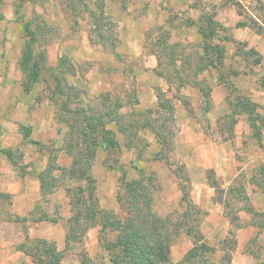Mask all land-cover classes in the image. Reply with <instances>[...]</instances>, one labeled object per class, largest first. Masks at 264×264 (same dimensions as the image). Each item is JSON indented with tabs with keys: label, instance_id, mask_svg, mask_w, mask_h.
Instances as JSON below:
<instances>
[{
	"label": "rangeland",
	"instance_id": "374dc122",
	"mask_svg": "<svg viewBox=\"0 0 264 264\" xmlns=\"http://www.w3.org/2000/svg\"><path fill=\"white\" fill-rule=\"evenodd\" d=\"M249 16L264 26V0H0V191L8 194L0 200V264H30L18 246L32 239L54 240L64 248L74 209L69 195L78 196L77 188L85 195L89 190L80 162L87 141L68 136L67 130L70 125L86 131L85 120L101 128L98 140L87 143H95V153L85 173L92 178L101 210L125 216L116 199L122 173L127 179L154 173L152 208L157 214L171 212L180 219L179 213L191 212L190 221L197 224L194 234L205 243L220 247L226 235L235 237L224 246L231 264L264 262V230L249 224L234 227L251 217L237 211L245 204L227 192L241 184L252 207L264 208L262 190L255 184L264 182V133L256 139L244 115L238 116L230 138L218 127L230 89L258 102L264 116V32L244 25ZM200 28L214 34L204 37ZM226 35L231 38L223 39ZM204 40L225 48L223 64L198 75L211 86L209 108L198 87L177 86L173 70L180 65L177 54L201 53ZM251 47L262 55L257 64L255 55L240 53ZM105 94L109 102L117 96L124 104L117 123L104 114ZM159 100L168 111L145 112L158 108ZM104 130L118 146L101 144ZM155 131L165 135V143L158 142ZM75 153L80 161L72 177L67 168ZM55 163L66 169L53 170ZM39 176L52 183L47 193ZM208 178L216 180L222 198L229 201L233 220L213 201ZM201 183L205 189L199 190ZM193 190L205 194L202 202L194 201ZM183 194L201 211L182 202ZM43 212L58 221H36ZM103 237L111 241L115 231L102 230L100 222L81 236L90 257L110 264ZM192 238L183 232L174 237L173 262L183 259ZM81 247L74 242L67 248L62 264H80Z\"/></svg>",
	"mask_w": 264,
	"mask_h": 264
},
{
	"label": "trees",
	"instance_id": "16d2710c",
	"mask_svg": "<svg viewBox=\"0 0 264 264\" xmlns=\"http://www.w3.org/2000/svg\"><path fill=\"white\" fill-rule=\"evenodd\" d=\"M91 15L93 16V13ZM250 19L251 20L249 23L244 24L245 26H248L253 30H257L260 33L264 32L263 24H259L257 20H254L252 17H250ZM207 21L211 24L217 23L214 20ZM201 33L204 37H209L214 34L213 30L202 29ZM230 38L231 37L227 35L223 37V39ZM201 48V53L196 51L190 54L185 52L177 54V59L179 60L180 65H176L173 70L176 76L177 86L182 87L186 84H191L198 87L203 92L206 108H209V93L211 91V86L209 84H204V78H198V75L208 67L218 69L219 65L223 64L225 48L218 42L210 43L207 40H204ZM240 53L247 57L250 55H255L253 62L256 64L259 63L260 59L262 58V55L258 54V52H256V50L252 47L248 49H241ZM32 66H35V64ZM186 68L188 69L187 72H185ZM243 73H247V71H244ZM218 76L220 80L224 81L221 73H218ZM260 85L261 89L264 91V76H262L260 79ZM232 93L233 92L230 89L226 95L228 109L219 119L220 121L218 122V127L220 133L226 134L225 136L228 138L232 137V131L234 125L238 121V116L244 115L251 129L252 135L256 139L261 140L264 133V116L259 112V108H261L260 104L246 94L240 92L236 94ZM159 94L160 93L157 91L158 98L161 99ZM104 97V100H106L105 102H107L109 99L108 95L105 94ZM101 99H103V97ZM123 105L124 104H122V101H120L117 96L111 98V102L108 101V103H105V116H107V118H109L111 121L117 123L119 117H122V114L117 111L119 108L123 107ZM167 106L168 105L164 103L163 100H159L158 108H155L156 110L148 108L145 109V112H166L168 111L166 110ZM169 113L171 114V111H169ZM95 119H97V117ZM223 120H225L226 124L222 123ZM144 123L147 126L151 125V123L147 120H145ZM84 124L85 130L87 132L91 131L92 133L96 134L88 136L86 131L83 130V127L71 128L70 125H68V136L70 135L71 137L73 134L74 136H81L85 141H87L88 144H90L92 141H97V130L101 129L98 127L99 123L97 125L95 123L90 124L89 120H85ZM131 124H133V121ZM127 127L128 126H125L124 129H127ZM164 127L167 128V125H164ZM106 132L107 131L104 130L99 138L101 140V144L105 147H111L110 144L118 146V141L113 137L110 138L106 136ZM154 134L158 142L165 143V135L162 136L159 133L157 134L156 131ZM87 143H85L84 150L81 153L83 156L81 161L79 160L77 153H75L73 154L72 159L73 164L67 168L73 177L74 167L76 164H79L80 161L81 167L83 165L85 166V168H82L81 171L85 175L89 190L87 195H85L81 188H77V191H80V194H77L78 196L69 195L70 203L74 209L72 215L69 216L67 221V230L64 237V248H58L54 240L46 238L32 239L26 244L21 243L18 246V249L29 256L30 264H62L63 259L65 258V250L72 246L74 242H80L82 246L79 256L80 264H105L100 259L95 261L87 254L86 250H84V243L81 238V236H84L86 231L94 226L97 222H100L102 230L108 228L109 230L115 231V238L111 241H107L104 237L101 240V246L106 251L110 264H231V254L230 252H227L226 249H224V246L225 243H234L235 237L232 239L228 238V235H226L222 241V245L220 247H214L205 243L194 234V226L197 224L191 223L189 216L191 212L189 214L184 213V215L183 212L179 213L180 219H177L176 217L173 218L171 212L161 216L157 214L155 210H153L152 192L156 190V184H153L154 180L152 179V177H155L154 173L134 179H127L126 175L122 173L120 177L122 189L116 193V199L125 210V216L119 217L111 210H101L98 207L96 197L93 196L92 191L94 186L91 183L92 178L85 174L87 171L86 166H89L92 155L95 153V143L91 146H87ZM168 144H171V141ZM156 156L163 157L159 152H156ZM263 166L264 165H262V167ZM54 169L64 170L66 168H62L55 163L53 165V170ZM45 177L40 179L39 176L40 186L43 193H47L52 185V183L48 185V183L45 182ZM50 178L54 179V177ZM208 184L209 186L213 187L215 192V194L212 196L213 201L222 204L225 211L224 215L229 216L230 220H233L234 217H236L233 216L234 210L230 208L229 201L226 198H222V190L219 188L216 180L213 178H208ZM255 184L262 190L264 202V182ZM180 185L182 188L185 184L181 182ZM65 190L67 191L68 187H65ZM244 191L245 189L241 184L238 188L231 187L227 190L229 198H237V201L245 204L242 207L240 206L237 208V211L244 210L248 212L251 217L249 222L242 223L241 225L235 224L234 227L237 229L249 224L256 227L258 231H262L264 230V208L262 210L254 209L249 202L247 194H245ZM236 195L240 196L236 197ZM7 196L8 194L0 191V200ZM181 200L182 202H185L190 208H193V211L194 209L195 212L201 211L200 207L196 206V204L184 194L181 196ZM186 216L189 220L184 219ZM35 220H48L51 222H57L58 217H50L45 212H43L40 216L35 218ZM181 232L187 236L193 237L192 246L189 248L186 255H184L183 259L178 262H173L170 258V246L174 237ZM230 233L233 232H228V234ZM259 264H264V262H259Z\"/></svg>",
	"mask_w": 264,
	"mask_h": 264
},
{
	"label": "crops",
	"instance_id": "0c3cea01",
	"mask_svg": "<svg viewBox=\"0 0 264 264\" xmlns=\"http://www.w3.org/2000/svg\"><path fill=\"white\" fill-rule=\"evenodd\" d=\"M190 138V137H189ZM189 138H186V139H189ZM185 139V141H189V140H186ZM187 145H188V143L187 142H185ZM201 187H198L199 188V190H201V188L203 187H205V183H201ZM204 185V186H203ZM210 187V186H209ZM205 189V188H204ZM196 191L195 192V190H193L194 191V193H195V197H194V201L196 202V203H200V202H202L201 200L204 198V196H205V194H203V195H201V193H200V191ZM206 193H208L209 194V198L211 197L210 195H211V192H210V189L208 188L207 190H206ZM208 194H206V195H208ZM215 204H217V203H215Z\"/></svg>",
	"mask_w": 264,
	"mask_h": 264
}]
</instances>
